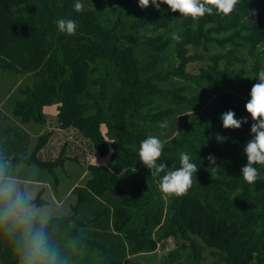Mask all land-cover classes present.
I'll list each match as a JSON object with an SVG mask.
<instances>
[{"label":"trees","instance_id":"16d2710c","mask_svg":"<svg viewBox=\"0 0 264 264\" xmlns=\"http://www.w3.org/2000/svg\"><path fill=\"white\" fill-rule=\"evenodd\" d=\"M80 2L76 12L74 0H0V71L27 75L19 77L9 112L0 109V165L43 168L57 182L56 168L76 158L65 153V140L53 159L44 158V150L66 130L96 155L109 156L87 164L84 182L72 189L78 194L73 213L45 221L61 256L68 264H139L133 256L172 240L162 264H201L206 251L209 264H264V165L257 166L254 184L240 176L252 121L223 129L219 119L230 109L241 118L247 99L232 90L250 60L254 76L261 70L264 0H238L227 16L198 18L166 5L142 9L137 0ZM60 18L76 21L73 35L57 31ZM256 82L242 85L247 97ZM215 94L220 103L211 107ZM49 106L54 113L45 112ZM164 120L168 127L161 129ZM30 122L43 130L32 135ZM215 133L227 139L217 142ZM149 135L163 142L160 159L168 167L179 166L181 151L197 165L184 195L162 193L159 176L137 159ZM41 193L26 196L31 206L46 204ZM90 195L105 198L108 205L92 221L105 219L122 252L114 239L95 240L78 229L88 223L78 218V206ZM0 264H19L14 237L3 225Z\"/></svg>","mask_w":264,"mask_h":264},{"label":"clouds","instance_id":"9594fccd","mask_svg":"<svg viewBox=\"0 0 264 264\" xmlns=\"http://www.w3.org/2000/svg\"><path fill=\"white\" fill-rule=\"evenodd\" d=\"M238 0H137L140 8L151 6L157 11H164L161 5L167 6V11L179 12L182 17L198 18L206 14L227 16L234 9ZM83 5L80 0H74L73 9L81 11ZM254 14V10L253 13ZM59 33L73 35L77 30L76 21L60 18L56 20ZM174 41L179 42L182 37L176 32L171 34ZM256 83L252 85L248 99L244 105L248 117L235 118L230 109L220 114L223 129H239L248 119L252 121L249 134L250 139L243 147L246 164L240 169V176L248 184L258 180V165H264V70L255 76ZM161 129L168 127L166 120L159 123ZM217 142H224L227 137L215 133ZM163 142L158 136L149 135L140 142L137 159L153 176H159V189L169 196H182L192 186L193 176L198 170L191 155L187 151L179 153V166L168 167L160 159ZM210 164H215V157H207ZM215 170V166H212ZM0 166V171H2ZM160 173H163L160 176ZM235 197V196H234ZM0 225L10 233L15 240L18 251L19 264H68L61 256L59 246L52 241L47 223L37 219L31 210V203L23 190L17 189L11 183L0 182ZM260 229L258 228L257 231Z\"/></svg>","mask_w":264,"mask_h":264},{"label":"rangeland","instance_id":"374dc122","mask_svg":"<svg viewBox=\"0 0 264 264\" xmlns=\"http://www.w3.org/2000/svg\"><path fill=\"white\" fill-rule=\"evenodd\" d=\"M261 64V70H264V56L262 57ZM252 67L253 62L250 60L247 65L245 76H243L237 88L232 90L236 95L244 99H248V97L245 94V88L242 85H248V83L254 79L253 71H251ZM190 69L195 72L198 70V67L192 66ZM26 76L27 75H19L12 70L0 71V100L3 102L4 96H6L5 99L7 100L3 102V110L6 112L10 110L11 106L19 97V92L15 89L17 87L13 89L10 88L19 77H23L24 79ZM219 98L220 95L215 94L207 104L214 107L216 104L220 103ZM241 117H248V113L243 110ZM41 126V124L30 122L26 125V128L33 131L41 128ZM103 131H105L104 127ZM64 140L68 142L65 153L69 157H75L76 161L67 160L63 167L56 168L55 175L58 179L57 182L55 177L43 168L19 165L20 170L18 171L13 169L0 171L1 175L5 172L10 176L6 182L13 184L17 189H20L21 185L26 196L29 198H34L37 192L42 190L41 197L46 200V204L41 206L32 205L31 210L34 215H37L39 219H43L44 221L52 216L72 214L73 206L77 204L78 200L77 192H73L72 189L74 186L81 185L84 182L87 164L105 163L109 157H101L93 153L90 145H88L87 142L82 141L79 135L73 130H66L57 139L55 138L54 142H56V144H53V149L47 147L46 150H44L45 156L43 157L49 159L55 158L60 145ZM7 168H10V166L8 165ZM28 186H31L32 188ZM107 205L105 198H94V196L90 195L78 206V218L84 222H88L86 226H77L83 235L99 241H109L110 239H114L111 235V230L109 228H104L106 226L104 218L92 221L97 212L103 211ZM124 242V246L127 249L128 243L125 240ZM113 243L119 245L122 252V245L119 237H116L113 240ZM174 247L175 244L173 241L168 240L164 248L159 247L155 252L135 255L132 259L139 264H162L167 252ZM204 256L205 259L201 264H209L212 258L207 255V251L204 252Z\"/></svg>","mask_w":264,"mask_h":264},{"label":"crops","instance_id":"0c3cea01","mask_svg":"<svg viewBox=\"0 0 264 264\" xmlns=\"http://www.w3.org/2000/svg\"><path fill=\"white\" fill-rule=\"evenodd\" d=\"M19 81H20V78H18L17 80H16V82L12 85V87L10 88V89H13V88H15L16 86H17V84L19 83ZM5 97L6 96H4V101H6L7 99H5ZM3 101V102H4ZM2 102V100H0V109L2 110V111H4V112H6L5 110H3V103ZM9 112V111H8ZM8 112H6V113H8ZM45 112L46 113H54V107L53 106H49V107H45ZM43 130V128H38V129H36V130H30L29 129V131L32 133V135H37V134H39L41 131ZM10 166V168H7V166ZM0 166H2V169L4 170V171H7V170H9V169H13V170H16V171H18V170H20V167H19V165H16V166H14V167H12L10 164H7V163H5V164H1ZM28 167H31V166H28ZM1 175V174H0ZM8 177H10V176H8V174H6L5 172L0 176V179H5L4 180V183H9V182H6V180L8 179ZM28 187H31V186H28ZM32 188V187H31Z\"/></svg>","mask_w":264,"mask_h":264}]
</instances>
